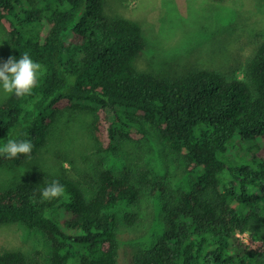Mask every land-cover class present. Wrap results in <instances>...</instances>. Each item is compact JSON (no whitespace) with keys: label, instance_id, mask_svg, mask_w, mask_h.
Segmentation results:
<instances>
[{"label":"trees","instance_id":"obj_1","mask_svg":"<svg viewBox=\"0 0 264 264\" xmlns=\"http://www.w3.org/2000/svg\"><path fill=\"white\" fill-rule=\"evenodd\" d=\"M106 4L0 0L15 65L14 91L0 104V165L36 158L65 112L88 111L104 151L154 130L186 160L189 191L175 197L148 168L109 167L88 188L65 172L0 189V224L22 223L49 243L43 262L5 250L0 264H124L116 209L145 196L158 203L161 232L128 264H264V28L240 67L147 72L137 66L142 23ZM237 144L249 145L244 156L230 154ZM125 219L134 225L138 215ZM247 231L262 250L238 237Z\"/></svg>","mask_w":264,"mask_h":264},{"label":"rangeland","instance_id":"obj_2","mask_svg":"<svg viewBox=\"0 0 264 264\" xmlns=\"http://www.w3.org/2000/svg\"><path fill=\"white\" fill-rule=\"evenodd\" d=\"M106 9L111 15L142 23L147 47L137 66L147 72L182 74L194 68L240 67L254 51L264 28V0H107ZM14 87L10 38L0 23V104ZM93 120L88 111L65 112L36 158L20 167L0 165V189L65 172L88 188L98 173L109 167L116 175L148 168L154 181L168 185L175 197L189 191L191 176L186 172V160L163 144L154 130L150 128L148 136L123 142L117 151L108 152L93 139ZM235 146L230 150L233 157L244 156L249 145ZM116 211L121 260L128 264L135 250L156 241L161 232L156 221L160 209L154 198L145 196L138 207L122 204ZM129 212L138 215L134 225L125 219ZM238 237L254 249H263V243L250 231ZM48 244L43 234L22 223L0 224V252L21 250L43 262L49 256Z\"/></svg>","mask_w":264,"mask_h":264}]
</instances>
